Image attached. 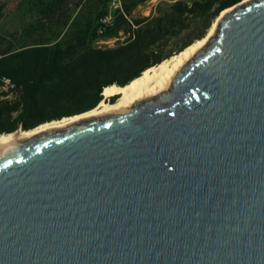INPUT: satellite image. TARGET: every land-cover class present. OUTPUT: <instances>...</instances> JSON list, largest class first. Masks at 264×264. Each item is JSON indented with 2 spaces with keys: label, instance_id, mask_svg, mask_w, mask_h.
Returning a JSON list of instances; mask_svg holds the SVG:
<instances>
[{
  "label": "water",
  "instance_id": "95a60500",
  "mask_svg": "<svg viewBox=\"0 0 264 264\" xmlns=\"http://www.w3.org/2000/svg\"><path fill=\"white\" fill-rule=\"evenodd\" d=\"M227 8L166 91L0 148V264H264V0Z\"/></svg>",
  "mask_w": 264,
  "mask_h": 264
},
{
  "label": "trees",
  "instance_id": "16d2710c",
  "mask_svg": "<svg viewBox=\"0 0 264 264\" xmlns=\"http://www.w3.org/2000/svg\"><path fill=\"white\" fill-rule=\"evenodd\" d=\"M147 1L19 0L17 27L0 29V76L20 90L18 100L0 103V133L94 108L104 87L127 84L184 49L242 0H158L136 15ZM5 7L0 1V20ZM111 39L115 45H99Z\"/></svg>",
  "mask_w": 264,
  "mask_h": 264
},
{
  "label": "bare ground",
  "instance_id": "6f19581e",
  "mask_svg": "<svg viewBox=\"0 0 264 264\" xmlns=\"http://www.w3.org/2000/svg\"><path fill=\"white\" fill-rule=\"evenodd\" d=\"M231 9L232 8L223 9L212 22L203 37L194 40L184 49L170 55L169 58L164 59L160 63L145 69L139 76L135 77L124 86L120 87L112 84L104 87L102 91L103 98L94 108L82 113L62 117L58 120L45 122L30 129H17L11 133H3L0 135V148L13 142L24 141L33 135H38L48 130L65 128L68 124L86 118L133 107V104L137 101L153 98L159 92L166 91L169 86H172L171 82L182 65L194 56L208 39L214 35L218 19ZM114 95H117V98L113 102H108L107 98Z\"/></svg>",
  "mask_w": 264,
  "mask_h": 264
},
{
  "label": "rangeland",
  "instance_id": "374dc122",
  "mask_svg": "<svg viewBox=\"0 0 264 264\" xmlns=\"http://www.w3.org/2000/svg\"><path fill=\"white\" fill-rule=\"evenodd\" d=\"M0 1H4L6 3L4 16L0 20V29L2 31H10L12 29H15L17 25L14 22L13 14L15 11V6L19 0H0ZM157 1L158 0H150L146 2L144 5L139 6L136 9L135 14L136 15L148 14L152 9V5H154ZM99 45L103 47L113 46L115 45V39L101 41L99 42Z\"/></svg>",
  "mask_w": 264,
  "mask_h": 264
},
{
  "label": "built area",
  "instance_id": "2783aa9c",
  "mask_svg": "<svg viewBox=\"0 0 264 264\" xmlns=\"http://www.w3.org/2000/svg\"><path fill=\"white\" fill-rule=\"evenodd\" d=\"M118 4H119L118 1L115 2L114 7H116ZM154 5H152V8L154 7ZM110 18L111 16L108 15L106 17V20H109ZM19 97H20V90L17 84L9 77L0 76V103L1 102L12 103L18 100Z\"/></svg>",
  "mask_w": 264,
  "mask_h": 264
},
{
  "label": "flooded vegetation",
  "instance_id": "af4514ba",
  "mask_svg": "<svg viewBox=\"0 0 264 264\" xmlns=\"http://www.w3.org/2000/svg\"><path fill=\"white\" fill-rule=\"evenodd\" d=\"M112 100H114V99H112Z\"/></svg>",
  "mask_w": 264,
  "mask_h": 264
}]
</instances>
